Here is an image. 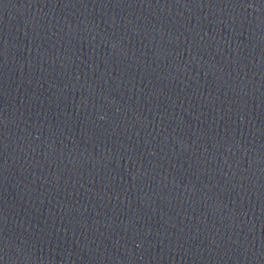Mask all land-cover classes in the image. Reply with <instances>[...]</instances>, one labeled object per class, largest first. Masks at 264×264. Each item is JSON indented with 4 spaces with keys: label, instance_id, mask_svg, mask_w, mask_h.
I'll list each match as a JSON object with an SVG mask.
<instances>
[{
    "label": "water",
    "instance_id": "water-1",
    "mask_svg": "<svg viewBox=\"0 0 264 264\" xmlns=\"http://www.w3.org/2000/svg\"><path fill=\"white\" fill-rule=\"evenodd\" d=\"M0 264H264V0H0Z\"/></svg>",
    "mask_w": 264,
    "mask_h": 264
}]
</instances>
